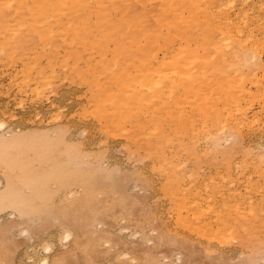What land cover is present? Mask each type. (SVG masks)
Listing matches in <instances>:
<instances>
[{
    "label": "bare ground",
    "instance_id": "obj_1",
    "mask_svg": "<svg viewBox=\"0 0 264 264\" xmlns=\"http://www.w3.org/2000/svg\"><path fill=\"white\" fill-rule=\"evenodd\" d=\"M263 59L264 0H0V121L6 119L2 121L6 124L2 127H7L10 121L23 115L24 110L35 103L38 105L35 107L39 109L40 105L43 106L41 107L43 109H40L42 111H46V108L47 111L56 109L55 103L51 104L54 98L51 95L62 91L70 99V107L68 105L66 110L64 109L66 106L61 109L62 107L59 106V108L56 105L61 112L58 111L57 115L56 109L53 115L48 117L50 116L51 119L54 118L52 116H58L59 120L52 119L50 124H55L53 121L59 122L63 118L61 123L65 119L73 124H81L87 129L86 132L89 130V137L95 144L99 143L98 138H100L103 141L112 140L118 146H133L139 158L148 161L150 172L162 174L161 193L167 198L168 203H173L174 209L171 208V203L169 208L168 204L166 207L173 209L177 216L182 211L185 212L184 217L183 213L181 217L179 216V225L182 223L180 226L185 230L191 218L195 219V221L192 220L195 227L196 220L200 217H203L205 221L206 217L215 218L214 216L211 218L213 212L215 214L220 210L222 212V207L218 205L216 206L218 208L215 207L219 200L218 204L226 201L223 203L227 209V211L225 209L226 214L231 210L227 217L224 210L222 213L218 212L225 215L226 219L231 218L229 215H232V211L235 212L234 215L239 213L242 218L243 215L246 218L247 215L254 213L255 218H264V193L258 194L260 190L258 186L264 190V183L262 185L259 181L261 179L264 181L263 169L258 170L263 176L259 173L255 189L254 183H250L252 185L250 190L253 193L256 192L257 196H263H258L260 201L263 200V205L260 201L255 205L258 198L254 199L249 195L250 198L248 196L252 194L250 190H246V196L241 189L239 193V188L236 191V187H233L234 193L237 194L234 195L229 186H224L226 183L221 189L216 190L224 198L217 194L220 199L218 197L213 199L216 195L214 194L212 201H210L211 197L205 202L200 200L204 201V198L208 196L193 199L198 196L195 189L198 190L199 195L204 194L203 190L196 188L197 185L194 186L197 183L187 180L189 184L191 183L190 186L184 179L187 175L184 178H182L183 174L182 177L178 175L180 173L178 171L183 173L182 170H178L179 167L182 165L184 171L183 166L186 168L191 160L207 161L208 159L206 163H210V160L215 161L211 158L213 153L211 149L220 140L229 142L231 139L225 140L226 136L233 139L232 134L239 136L254 132L256 135L258 129L264 131ZM51 85L54 86L53 90ZM28 94H31L30 99L32 98L28 100L29 103L27 102ZM55 96L58 98V94ZM44 98L45 105H42L40 101ZM48 103L54 106H48ZM257 105L260 110L255 112L253 108ZM63 110L66 111L63 112ZM37 112L35 115L40 114ZM35 115L30 116L29 119L20 116V119L25 120V123L26 121L32 123L34 117L38 122L44 119L49 124L47 119H50L47 115L41 114V116L37 115L38 117ZM13 116H16V119ZM39 117L41 119H38ZM36 122L32 124V127ZM47 124L44 123V127ZM260 132L259 135H261L257 139L261 141L264 136L263 132ZM230 134L231 136L228 137ZM256 140H253L255 144ZM251 143L249 142V147ZM241 144L246 145V143ZM233 147L235 152L231 149L225 158L228 156L229 159L239 160L238 156L242 158L243 155L247 161V158L252 155L250 151L255 146H251L253 148H249L248 151L245 147V149L242 146L236 147L239 148L238 151L241 150L240 153L235 150V146ZM255 150L253 157L258 158ZM232 153L235 156L230 157ZM6 157L10 158V166L11 159L17 161L12 153L8 156L0 153V158ZM260 157L264 158V156ZM241 158L240 162H242ZM183 161L187 163L181 164ZM22 165L24 164L20 163L16 168L20 169ZM46 165L48 168V163ZM220 165L226 166V169L231 167V163L228 164L229 166L222 163ZM39 166L41 165L38 162H33L30 165L31 172L38 170ZM219 167L214 168L218 171L217 176L225 170L220 171ZM188 171L190 170L187 169L186 174ZM171 174L174 177L171 178ZM176 176L183 180L181 181L183 185L187 183L189 187L183 188L184 186L182 187V183ZM3 178L0 176V206H3L5 201L10 207H13V202H22V192L20 200L16 198L19 191L24 189L23 196L27 200L33 195L40 198L42 202L40 215L45 222L50 223L51 216L62 215L58 217L62 220L61 223L54 225L56 228L69 231V234L65 231L67 236L72 235L70 228L78 229V234H74L72 242L74 252L76 247L82 246L88 249L90 254H96L95 259L102 258L101 252L97 249L99 242H95L94 238L105 239L107 237L105 230L108 229L97 233V237V234L93 233L94 230L90 228L92 226L90 217L86 218L87 220H78L77 217L81 216L78 215L73 220L71 214L75 210L76 202L63 206L44 205L43 203L48 201L50 180H38L31 176L20 179L16 175V169L10 171L4 186ZM55 181L58 180L55 179ZM83 182L85 187L89 186L85 181ZM192 188L195 190L194 193ZM185 189L189 192L186 195L188 197L191 195V203H202V206L197 204V206L194 205L196 208L193 207L196 211L191 213V216L195 214L193 215L195 218L188 216L192 208L189 198L185 196ZM253 189L258 191L254 192ZM64 190H66L65 187ZM66 191L69 195L73 194L69 192L71 190ZM86 191L84 194L87 193ZM229 191H232V195ZM228 192L229 195H227ZM237 192L244 195V200ZM61 197L63 198V195ZM227 197L229 199L226 200ZM245 197L252 199L251 202L255 204L250 200L247 201ZM59 201L62 200L59 199ZM209 201L212 203L214 201V209ZM204 203L207 204L206 207H212L211 210H208L209 207H203ZM24 205H26L25 201ZM185 205L189 206L190 212ZM199 206L203 207L200 208L202 213L199 211ZM219 208L220 210L215 212V209ZM207 213L212 214L204 219ZM218 213L216 217L219 216ZM27 215V213L20 215L18 219H25ZM234 215L232 219L239 218L241 222L242 218ZM223 216L220 217L223 218ZM249 219L251 221L248 219L246 221L249 222L248 227L252 222V219ZM99 220L108 225L105 217H99ZM214 220L207 219L208 222ZM204 221L199 220L198 224L200 225L201 222L205 224ZM224 223H227L226 220ZM204 224L203 229L209 232L212 225L204 228ZM232 224L236 226L235 223ZM262 224L264 226L263 221ZM7 225H0V243L11 239L8 230L10 227ZM222 225L224 228V224ZM202 226L195 227L192 231L198 229L202 231ZM242 226L237 232L242 231L248 234L249 228ZM190 228L189 224L187 230L190 231ZM219 229L217 233L212 232L213 228L211 229L212 237L227 239V236H223L226 235L225 230L223 229L222 233ZM225 229L226 231L230 229L229 222ZM261 229L257 230L261 231ZM208 232L202 231L204 234ZM247 234L242 236L246 237ZM253 235H255L254 231ZM254 237L259 238V236ZM44 239L46 238L43 235L41 238L40 235V242ZM260 241L257 240L258 243H256L264 244ZM13 250L14 248L10 247L7 252L12 254ZM70 253L69 251L68 254ZM59 256H55V261L50 260V264H64L59 260ZM61 257L65 259L67 256ZM65 264H69V261L66 260Z\"/></svg>",
    "mask_w": 264,
    "mask_h": 264
},
{
    "label": "rangeland",
    "instance_id": "obj_2",
    "mask_svg": "<svg viewBox=\"0 0 264 264\" xmlns=\"http://www.w3.org/2000/svg\"><path fill=\"white\" fill-rule=\"evenodd\" d=\"M51 86V90H53L54 86ZM54 93H52L53 96L51 95L52 98L54 97L51 100V104L55 103V106H53L57 109V111H55L56 109L54 108H52L50 111H47L46 107V111H42L40 109H43L41 108L43 106L40 105L39 109L35 107L37 105L35 103L34 105L27 107V111L24 110L25 112H23V115L20 116L22 118L25 117L29 119L30 116L35 115L36 111H38L40 112V114L37 112V115H47V118H49L51 114L53 115L54 111L55 113L57 112V115L58 111L61 112V110L58 109L56 105H58V107H62L61 109H63V107L65 106L66 107L64 109H68V105L70 107V99L68 98L67 94L61 91L60 93H57V98L55 96L57 94ZM30 95L31 94H28V103V100L31 97ZM44 99H41L40 101L42 105H45L44 102L46 101V99ZM51 104L49 105L48 103V106L53 107ZM258 107L259 106L257 105L253 108L255 112L256 110H260V107ZM28 110H30L31 112L29 113ZM66 110H63V112ZM37 115L35 116L38 117ZM48 115L50 116L48 117ZM20 116H13L14 118H17H15L16 120H12L11 117L10 119L12 120V122L10 121V123L7 125V127L5 126V128L2 126L6 124L4 122L3 124L2 121L6 119L0 121L2 123H0V153H4V155L6 156L12 153L14 156L13 158H17V161L15 159L14 161L13 159H11V166L9 165L10 158H0V176L4 177L3 186L5 185L6 181H8V175L10 174V171H12V169H16V175L20 179L31 176L34 179L38 180H50V192L47 193L48 201L47 203H43L44 205H47L49 207L56 205L63 206L64 204L67 205V203L73 204L76 202L75 210H73V214H71L73 220L78 215H81L77 217L78 220H87L86 218L89 217L92 220L94 219L93 221L90 219V225H92L90 228L94 230V234L100 233L105 229L108 230H105L107 237L105 239H101L102 241L98 237V234L96 235L98 238H94L95 242H99L97 244V249L101 252L102 258L95 259L96 254H90L88 249L82 246L76 247L74 252L72 242L74 241V236L78 234V229L69 227L72 235L67 236L66 232H68L69 234V231L56 228L54 225H59V223H61L62 220H59L58 217H62V215L51 216V222H45L43 216L40 215V206L42 205L40 198L33 195L30 196V198L27 200V198L23 196V192H25V190L23 189L19 191L16 198L17 200H20V193L22 192V202H13V207H10L8 205V202L5 201L4 205L0 206V225L8 224L7 226L10 227L8 228L10 232L9 238H11L6 242L0 243V252H2V259H0V264H50V260L51 262L55 261V256L58 255H60L59 260L64 264L66 260L69 261V264H264V244H262L261 242H264V240H261L264 239V226H262V221L264 222V218H255V213L252 215H247L245 218V215L240 213L243 215L242 218L239 213L237 215H234L235 212L232 211V215L237 217L240 216L242 218L241 222L239 218H237L238 221L234 217L232 219V215H229V217L231 218L226 219L224 218V216L226 215L227 217V215L230 214L231 210L226 214L227 209L225 208L226 206L223 205V203H226V201L222 200L223 203L221 202V204H218L220 202L219 200L218 203L215 204V207L217 205L218 207H222L221 209L224 210L225 215L223 216V214L221 215L218 213L221 212L220 208L215 209V212L217 210H220L217 212L219 216L216 217L215 215L217 213L215 214L214 212L213 215H211L212 213H207L204 216V219L206 216L210 217V215L211 218L212 216H214L218 219L212 218L213 220H215L212 222H208L212 219L206 217V220L204 221L202 219L203 217H200V219H198V216V220H196L197 225L195 227L201 228L204 223L199 222V225L198 221L202 220L205 222V224L207 223V225L204 224V228H208L211 225V229L213 228V231L209 228L208 232V230L203 229L202 226L203 232L207 231L208 234H212V232L217 233L216 231L221 228L219 230L221 232L223 229L225 230L223 231L224 233H226V235L223 236H227V239H219L216 236L212 237L213 234L211 236L207 233L204 234L199 229H196L197 231H192L193 228L195 229V227H193L194 223L192 224V220L195 221V219H192L191 217H194L193 215L195 214H192L191 216V213H195L196 211L195 209L193 210V207H195L194 205L197 206V204L202 206V203H191V195L190 197H188L186 193L189 194V192L185 189V196L189 198L188 201L189 204L191 203L190 206L192 208V211L190 212L191 209H188L189 206L185 205L187 210L190 212V215L187 214L188 212L186 213V215H188L189 217L191 216V220L189 219V221L191 222H188L191 227L190 231L187 230L189 224H187L188 227L185 226V230L184 227H181L182 223H180L181 226L179 225V216L181 217V214L183 213L182 216L184 217L185 212L182 211V213L177 216L174 213V205L172 206V202L170 203L171 208L173 209H168L170 203H168L167 198H165L161 193V187L163 184V177L161 176L162 174L150 172L148 169V161L140 159L139 156L135 153L136 151L133 146H118L116 142L112 140L103 141L100 138H98L99 143L95 144L89 137V130L88 132H86L85 130L87 129L83 128L81 124H73V122L65 119L63 120L62 124L61 121L63 118H61V120L58 122V116H52L54 118H49L50 120L47 119V121H49V124H47L48 122L46 123V120L41 119V117H39L38 119H41L42 121L38 122L37 118L35 117V120L33 117L34 121L32 123L30 121H26L27 123H25V120L20 119ZM44 117L45 116H43V118ZM55 118L58 119L53 121V123L55 124H50L52 119L54 120ZM34 122L36 123L32 127V124H34ZM44 123L47 124L45 125V127ZM37 124L38 126H36ZM259 132H263L262 134L264 136V131L262 129H258L256 135L254 132H252L253 134L246 133L249 137L244 133L240 134L239 136L232 134L233 139L232 137L227 138L226 136L227 139L225 138V140L229 141L231 139L229 142H222L223 140H220L221 142L218 141L217 144L213 147L214 149H211V151L213 150L211 158L215 161L211 162L210 160V163H206L208 162V159L207 161L198 159L191 160V162L188 163L186 167L190 170L188 171L189 173L187 172V174V169L185 168V166H183L184 171L182 165L180 166L181 169L179 167L178 170H182L183 173H181V171H178L181 173H179L178 175L181 176L183 174L184 176H181L182 178L187 175L184 178L186 179V182L191 181L193 183H197L194 184V186L197 185L196 188L203 190V192H201L204 194L199 195V192H197L198 190H193L194 187L192 185L193 188L191 190L193 191V193L194 191L198 193L199 196H196L197 198L193 197V199L197 200L200 199V196L201 198H203V196H208V198H204V201L202 199L200 200L202 202H205L206 199H209L211 197L210 201H212L214 194L216 195L213 199L218 197V193L216 192V190L221 189L225 183L226 184L224 186H229L234 195L237 194L234 193L233 187H236V191L238 188V191L241 189L242 193L246 196V190H250L252 188V185H250V183H254L253 188L255 189V183L259 180V173L261 174L262 172H264H258V170H264V158L261 159L262 157H260L264 156V138H261V141L263 143H261L260 139H257L261 135H259ZM242 135L245 137V139ZM250 135H252V137ZM230 136L231 134L228 135V137ZM255 136L257 140L254 139ZM249 138L256 140V144L252 139L250 140ZM245 141H249L250 143L253 141L254 144H252V142V145L250 144L249 147V142L247 144V142ZM241 143H246V145ZM233 146H235V150L237 151L239 148L236 147L238 146H242L243 148L245 147L247 151L249 148L252 149L254 146V148L257 149L255 150L253 148L252 151L249 150L252 155L250 158H247V161L243 158V155L242 158L241 156H238L237 153L241 150H239L238 152L236 151V155L238 156V158H241L242 162H240V158L239 160L237 158H234L238 161L229 159L228 156L227 158H225V155H229L228 152L231 151ZM251 146L253 147L251 148ZM254 150L255 154L258 153V158L253 157ZM257 155L255 156L257 157ZM233 156H235V154L232 153L230 157ZM186 161H183L181 164L184 165ZM256 161H258V164L255 163ZM33 162H38L41 165L35 172H31L30 165ZM56 162L58 165H55ZM20 163L24 164L21 166L22 168H16V166ZM46 163H48V168H46ZM221 163L225 165L231 163L230 169H226V166L224 165L222 167L220 165ZM259 164L263 166H260ZM216 167H219L218 170L220 171L225 169L224 171L227 172L223 173L224 171H221V174L223 173L222 177L220 172V175L217 176L218 171L214 170V168L216 169ZM193 169L195 171H192ZM79 176L82 177L80 179L81 181L79 180ZM172 176L173 175L171 174V178ZM176 177L179 179V176ZM55 179H57L58 181L54 182ZM85 179H87V181ZM59 181H61L62 183H60ZM83 181H85L89 186L86 185L87 187H85V183ZM181 181L183 180L180 178L179 182ZM259 181L263 185L264 181H262V179ZM188 184L186 183V185H183L182 183V187H189L191 183L189 185ZM199 185H201L202 187H198ZM64 187L66 190H71L69 192H73L74 195L72 193L69 195L68 191L64 190ZM70 187H72V189ZM258 188L260 190H263V188H260V186H258ZM257 189L254 190V192L258 191ZM260 190L258 194H263L264 190L262 192ZM85 191L87 192L86 194H84ZM232 191L229 192L231 193ZM229 192L227 193V195H229ZM251 192L252 190H250V193ZM239 193L241 192L239 191ZM255 193L252 192V194H248V196L251 195L254 199L258 198L256 199V204L254 202H251L252 199H250V196V198L245 197V199H248L247 201L250 200L251 203L257 205V202L260 201L259 197H263L264 194L263 196L258 195V197L256 195L257 193ZM62 195L63 198L61 197ZM219 196L221 197L222 195ZM242 197L244 200V195ZM59 199H61L62 201H59ZM225 199L227 200L229 198L227 197ZM254 199L253 201H255ZM217 200L215 201V203L217 202ZM24 201L26 205H24ZM262 201H260L261 204ZM206 203L203 204V207L208 208L209 206L206 207ZM213 203L210 202L209 204H211V206L213 207ZM167 204L168 208L166 207ZM44 205L43 207H45ZM82 206L83 209H81ZM228 206L230 207V205ZM203 207L199 206V211L200 208ZM212 207H209L208 210H211L210 208ZM23 210H25V212H23ZM26 213L28 214L27 218L18 219L20 218V215H24ZM220 216H223V218ZM99 217H105L108 225H105L106 223L100 221ZM247 217L252 219L250 227H248L249 225H247V223L249 224V222L246 221L251 220ZM225 220L227 222V225L224 223ZM242 221L245 222V224H242L243 226L241 225V223H243ZM228 222L230 229L226 231L225 227L227 228ZM231 223H235L234 225L236 226L234 227L233 224L231 225ZM222 224H224V228ZM244 225L249 228V230H247L248 234L242 231L237 232L238 228L241 226L244 227ZM33 227H35V229ZM245 228L243 229V231L245 230ZM259 228H262L261 231L257 230ZM252 230L254 231L255 235H253ZM210 231L212 232L210 233ZM243 234H247V236L249 235L248 240L246 239L247 236H244L245 238L242 236ZM40 235L41 238L43 235V237H45L46 239L40 242ZM254 236H259V238H255ZM249 239L251 241H249ZM257 240H261V245L260 243L257 244ZM104 242L107 243L105 244ZM10 247L14 248L12 254H9L7 252ZM69 251L71 252L70 254H68ZM62 255L67 257L64 259V257H61ZM13 256H15L14 262L6 260L8 257Z\"/></svg>",
    "mask_w": 264,
    "mask_h": 264
},
{
    "label": "crops",
    "instance_id": "obj_3",
    "mask_svg": "<svg viewBox=\"0 0 264 264\" xmlns=\"http://www.w3.org/2000/svg\"><path fill=\"white\" fill-rule=\"evenodd\" d=\"M0 257H2V252L0 253ZM15 256L9 257L6 260L14 262Z\"/></svg>",
    "mask_w": 264,
    "mask_h": 264
}]
</instances>
